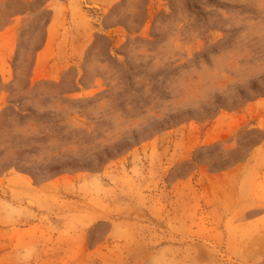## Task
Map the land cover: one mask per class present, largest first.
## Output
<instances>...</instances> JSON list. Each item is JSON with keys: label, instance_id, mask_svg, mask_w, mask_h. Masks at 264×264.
Segmentation results:
<instances>
[{"label": "rangeland", "instance_id": "1", "mask_svg": "<svg viewBox=\"0 0 264 264\" xmlns=\"http://www.w3.org/2000/svg\"><path fill=\"white\" fill-rule=\"evenodd\" d=\"M0 264H264V0H0Z\"/></svg>", "mask_w": 264, "mask_h": 264}]
</instances>
